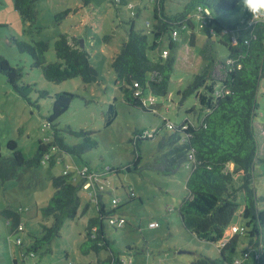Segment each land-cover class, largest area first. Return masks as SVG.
<instances>
[{
    "label": "rangeland",
    "instance_id": "rangeland-1",
    "mask_svg": "<svg viewBox=\"0 0 264 264\" xmlns=\"http://www.w3.org/2000/svg\"><path fill=\"white\" fill-rule=\"evenodd\" d=\"M188 0H162V10L166 15L183 12ZM14 0H0V54L11 65L20 67L22 80L34 84L35 91L30 94V101L20 96L0 73V159L13 156L7 148V142L14 140L17 149L26 158L32 157L39 142L53 140V127L48 123L52 97L58 92H70L75 95L68 109L55 121L60 129V136L65 143L73 145L82 141L64 131L66 126L74 130H94L96 147L78 155L62 153L56 162L49 165L46 161L32 170L20 169V175L2 181L0 179V264H92L97 258L105 259L110 255L107 250L98 254L93 251L83 254L80 250L85 228L90 218L97 215L95 200L89 191L80 188V205L77 216L63 223L59 236L49 244L38 247L33 252L30 245L35 237L41 236L40 208L46 205L53 195L52 178L68 174L69 180L78 182L76 167L82 163L90 166L122 168L132 166L135 154L133 142L135 130L154 131L162 127L163 119L179 124L183 119L195 121L196 115L186 112L191 107L199 108L197 93L183 97V91L193 81L202 68L200 49L208 41L214 48L216 58L226 61L228 50L217 43V37L208 39L204 24H196V44H190L191 29L188 26L177 35V44L171 52L175 57L169 82V92L165 96L152 95L146 91V103L149 110L126 103L115 84V72L111 60L116 56L126 40L131 21L134 29L147 35L152 41L151 29L154 22V0H127L125 5H114L111 0H90L83 5L82 0H36L37 16L28 26L22 21ZM69 12L62 16L65 10ZM139 11V13H138ZM138 13V16H134ZM242 16L239 11L231 15L230 20L237 22ZM146 22H150L146 25ZM186 22H183L185 24ZM62 34L70 41L73 37L80 47L89 54L90 64L97 70L98 79L83 82L75 77L54 83L46 80L40 68L32 66V59L27 53H21L10 38L30 42L44 40L49 44L45 53L47 61H56L54 41ZM228 37V36H227ZM169 35L163 37L157 51H147L151 59H160L163 49H168ZM168 55V54H167ZM166 58V57H165ZM223 65L214 66L215 76L221 77ZM39 90L48 95L39 97ZM200 89L199 91H202ZM257 100L258 114L255 127L258 137L259 158L255 165L252 184L258 196H264V79L260 83ZM113 102L116 117L106 126L104 119L108 103ZM169 132L165 126L152 139L141 143V157L144 164L158 154V142L162 135ZM56 149L50 148L49 154ZM190 172L189 164L175 174L163 175L147 168L138 171L121 170L104 175L108 182L107 191L101 194L106 209L113 207L112 198H118L123 224L115 227L105 222L106 233L111 241L112 251L127 260L122 264H192L200 255L211 258L218 256V244L198 239L186 230L180 221L178 206L186 197V179ZM233 187L242 202L240 190L241 178L235 174ZM126 187V189H124ZM108 190L110 193H107ZM126 190H132L135 198L129 201ZM264 204V202H262ZM13 211L20 216L22 230L13 232L8 219L1 213ZM242 206L235 212L231 224L226 228L225 239L232 236L230 227L243 224L240 217ZM50 225L51 219L43 220ZM150 222L154 226H150ZM238 243L234 257L237 263L248 264L260 251L261 247L252 238L237 233ZM20 238V244L16 239ZM131 248V249H128ZM130 261V263H129Z\"/></svg>",
    "mask_w": 264,
    "mask_h": 264
},
{
    "label": "trees",
    "instance_id": "trees-1",
    "mask_svg": "<svg viewBox=\"0 0 264 264\" xmlns=\"http://www.w3.org/2000/svg\"><path fill=\"white\" fill-rule=\"evenodd\" d=\"M35 1L13 2L15 10L19 11L22 21L28 26L37 16ZM82 1L83 5L90 2ZM111 1L116 6L128 3L127 0ZM239 11L242 16L234 23L230 17ZM68 12L69 9L61 15L65 16ZM138 13L134 16L137 17ZM153 18L152 41L149 43L146 34L134 29L132 20L120 52L111 60L115 72L114 82L126 103L149 110L145 101L149 96H146V91L158 96L168 94L175 63L171 52L178 43L177 39L168 41L169 52L166 58L151 59L147 51H157L163 37L170 35L173 30L181 34L183 28L188 26L193 30L190 33V44L194 46L196 24H204L208 39L217 37V43L223 44L228 50L227 60H218L208 41L200 49L198 54L203 66L182 92L183 97L197 93L199 108L191 107L186 110L187 113L196 115L195 121L185 118L179 124H173L163 119L162 127L165 126L169 132L160 138L158 154L151 161L141 164V143L157 136L162 127L154 131H134L131 141L135 157L131 167L94 168L88 163L79 164L77 167L80 169L87 166L104 175L119 173L122 169L138 171L140 168L171 175L188 163L190 172L185 184L187 195L178 206L180 221L182 226L198 239L218 244V256L211 258L200 255L192 264H245L237 263L234 257L238 243L237 233L228 239H225L224 235L240 206V217L243 219L240 226L245 227L243 235L254 239L261 247L248 264H264V196H258L252 184L255 165L259 160L255 118L259 108L257 96L260 83L264 79V15L254 19L242 8L240 0H188L183 12L166 15L162 10V0H154ZM10 42L19 52L29 54L32 66L40 68L43 77L48 81L59 83L75 77L81 78L83 82L98 79L97 70L89 62V54L84 47H80L74 37L69 41L67 35L62 34L54 41L56 61L46 60L45 53L49 48L47 41L32 39L27 42L11 37ZM217 63L223 65L221 77L218 78L214 74V66ZM0 73L5 75L7 82L20 96L30 101V94L35 91L34 84L24 82L21 68L11 65L2 54ZM200 89L203 90L199 91ZM47 95V91L39 90V97ZM74 97L73 93L66 91L54 94L47 116L48 123L53 127V140L47 143L39 142L32 157L26 158L17 149L14 140L7 142V148L13 152V156L0 159L2 181L20 175V169L30 171L46 161L51 166L59 154L80 156L96 147L94 130H74L66 126L64 131L82 138L81 142L68 145L60 136L61 130L55 126V121L68 109ZM115 117V105L113 102L108 103L105 125L109 126ZM50 148L56 149L55 154H49ZM235 174L241 178L242 202L232 185ZM81 185V179L74 184L73 180H69L67 173L52 178L53 195L49 202L40 208L41 218L51 219L52 222L47 225L42 220L41 236L35 237L30 250L35 252L41 245L49 244L59 236L65 220L77 216L80 205L78 191ZM126 194L129 201L135 198L132 190H126ZM95 205L97 215L87 222L80 250L83 254L91 251L98 254L101 250L110 252L107 258H97L96 263L92 264H122V258L111 249V241L105 228V222L108 223L110 215L120 214L119 206L106 209L101 194H98ZM1 213L8 219L11 231L17 232L21 224L20 216L8 209Z\"/></svg>",
    "mask_w": 264,
    "mask_h": 264
},
{
    "label": "built area",
    "instance_id": "built-area-1",
    "mask_svg": "<svg viewBox=\"0 0 264 264\" xmlns=\"http://www.w3.org/2000/svg\"><path fill=\"white\" fill-rule=\"evenodd\" d=\"M150 22H146V25H149ZM178 32L177 30H173L172 33L169 35V41H174L177 39ZM169 50L168 49H163L161 53V57L165 58L168 54ZM138 93V92H136ZM147 99V98H146ZM145 99V101H146ZM108 168V167H107ZM76 171L78 172V179L82 180V185L81 188L86 189L89 191V196L92 197L95 201H97V196L98 194H103L104 192L107 191V185L108 182L106 181V177L104 174H101L97 172L95 169H89L87 166H83L82 168L78 169L76 167ZM118 198H112V203L114 204L113 206H117L118 204ZM96 203V202H95ZM108 223L110 225H113L115 227H119L123 224L124 220L122 218V215L115 213L113 215L109 216ZM150 226H154L153 222H150ZM22 223L19 224L18 226V231L22 230ZM231 233H244L245 227L243 226H238L236 224L231 225L230 227ZM20 238L18 237L16 239L17 244H20ZM121 263H126L127 260L125 258L121 259ZM130 263V261H129Z\"/></svg>",
    "mask_w": 264,
    "mask_h": 264
},
{
    "label": "clouds",
    "instance_id": "clouds-1",
    "mask_svg": "<svg viewBox=\"0 0 264 264\" xmlns=\"http://www.w3.org/2000/svg\"><path fill=\"white\" fill-rule=\"evenodd\" d=\"M240 4L254 19L264 15V0H240Z\"/></svg>",
    "mask_w": 264,
    "mask_h": 264
}]
</instances>
